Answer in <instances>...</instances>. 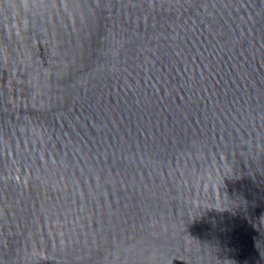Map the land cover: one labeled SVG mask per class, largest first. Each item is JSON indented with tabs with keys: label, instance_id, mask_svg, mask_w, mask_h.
<instances>
[{
	"label": "water",
	"instance_id": "obj_1",
	"mask_svg": "<svg viewBox=\"0 0 264 264\" xmlns=\"http://www.w3.org/2000/svg\"><path fill=\"white\" fill-rule=\"evenodd\" d=\"M0 264H264V0H0Z\"/></svg>",
	"mask_w": 264,
	"mask_h": 264
}]
</instances>
